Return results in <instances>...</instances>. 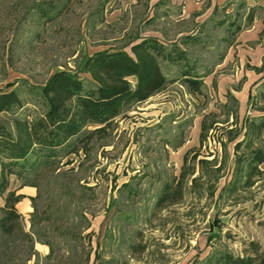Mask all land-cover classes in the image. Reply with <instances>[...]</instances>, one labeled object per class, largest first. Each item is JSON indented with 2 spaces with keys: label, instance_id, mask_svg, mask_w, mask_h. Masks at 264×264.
Listing matches in <instances>:
<instances>
[{
  "label": "rangeland",
  "instance_id": "rangeland-1",
  "mask_svg": "<svg viewBox=\"0 0 264 264\" xmlns=\"http://www.w3.org/2000/svg\"><path fill=\"white\" fill-rule=\"evenodd\" d=\"M144 38L164 48L165 85L21 165L0 160V219L19 196L37 239L26 264H264V0H0V89L22 99L0 122L42 114L55 71L90 88L88 56ZM21 242L0 225L9 264Z\"/></svg>",
  "mask_w": 264,
  "mask_h": 264
},
{
  "label": "trees",
  "instance_id": "trees-1",
  "mask_svg": "<svg viewBox=\"0 0 264 264\" xmlns=\"http://www.w3.org/2000/svg\"><path fill=\"white\" fill-rule=\"evenodd\" d=\"M163 51L155 38H144L133 43L130 51L118 48L94 52L82 65V72L89 74L94 83L90 88L85 87L82 78L67 70L52 73L40 89L45 106L42 114L34 119L14 117L12 128L0 122L2 165H21L35 150L60 146L80 134L89 122L105 124L120 115L127 106L150 98L167 81L158 60ZM183 75L191 83H199L197 75ZM14 106H22L19 91L15 87L0 89V113ZM255 160L256 163L262 162L263 153H259ZM9 197L0 225L6 231L19 232L26 251V264L32 256H38L35 249L37 239L23 229L21 215L13 205L19 196L13 203L9 202ZM33 221L31 218V227ZM217 261L219 264H252L253 259L224 254ZM10 262H15V257L0 254V264Z\"/></svg>",
  "mask_w": 264,
  "mask_h": 264
},
{
  "label": "crops",
  "instance_id": "crops-1",
  "mask_svg": "<svg viewBox=\"0 0 264 264\" xmlns=\"http://www.w3.org/2000/svg\"><path fill=\"white\" fill-rule=\"evenodd\" d=\"M228 58L229 57L226 58V61L225 62H227V59ZM256 66H258V68H262L263 62L262 63L260 62V64H256ZM20 192H22V193H24V194L27 195L26 197L22 198L21 201L18 202L24 208V209H22V210H24L23 212H25L26 210H29V207L28 206H27L28 209H26V204L30 202L29 197L30 196H34L35 189L32 188V187H30V186H24V187H22V189L20 190ZM40 245H43V244H40ZM43 246H45L44 248H46V245H43Z\"/></svg>",
  "mask_w": 264,
  "mask_h": 264
}]
</instances>
